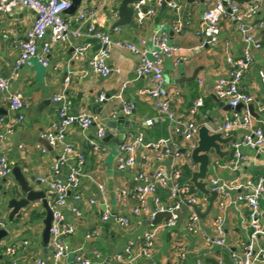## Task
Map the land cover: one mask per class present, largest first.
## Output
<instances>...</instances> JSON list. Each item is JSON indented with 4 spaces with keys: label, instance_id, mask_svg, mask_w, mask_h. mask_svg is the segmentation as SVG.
<instances>
[{
    "label": "crops",
    "instance_id": "1",
    "mask_svg": "<svg viewBox=\"0 0 264 264\" xmlns=\"http://www.w3.org/2000/svg\"><path fill=\"white\" fill-rule=\"evenodd\" d=\"M252 1L235 0L241 9H245ZM121 2L122 0H82L77 12L85 6L95 9L93 21L81 27L74 20V14H68V18L71 20V29L81 28L84 36L71 37L67 43L53 45L48 67L34 58L31 65L22 67L16 73L14 68L19 57L18 42L32 28L36 15L32 10L17 8L10 14L0 16V77L11 78V92L21 93L28 103L18 113L10 108L7 97L0 94V155L8 158L12 171L18 167L27 179L35 177L40 184L31 182V186L35 191L46 194L49 206L53 203L54 196L42 179L48 177L65 180L70 173L69 166L78 163L74 159L56 174L53 165L61 148L46 145L42 134L50 131L58 120L59 105L54 97L63 93L65 81L70 77L67 93L71 112L75 114L85 108L98 121L86 131L75 125L69 129L66 137L67 142L85 157V162L79 167L81 199L75 200V194L71 193L68 206L64 209L66 222L72 224L75 230L72 235L64 238L69 253L60 264H80L77 256L90 260L91 264H178L177 250L180 248L185 253L182 264H235L232 254L244 251L251 231L249 209L244 202L237 200L238 191H230L223 204L218 196L213 209L200 217L199 225L193 231L188 228L191 209L187 207L182 221L179 216L175 226L159 229L156 245L149 251V256L142 254L144 236L167 222L164 219L157 226L150 224L151 214L155 211V197L159 196L165 205H170L172 200L168 189L159 187L156 194L147 197L146 210L139 214H135L134 210L139 205L136 192L141 185L137 181L140 172L153 177L160 170L167 173L179 171L180 175L184 167L189 170L195 167L197 170V166L189 158L178 154V150L186 147L182 136L185 124L193 120L200 127L206 125L217 131L218 127L224 125L225 118L232 115V107L227 101L215 98L213 90L220 79L229 75L227 58L242 57L247 44L229 15L221 19L219 31L214 38L198 35L206 9L205 0H171L167 4L165 0H147V7L155 9L153 15L146 17L141 23L134 17L131 25L114 27ZM172 5H177L178 9H173ZM263 20L264 0H261L260 10L251 22L259 23ZM91 24L95 29L89 32ZM162 27L168 33L171 43L184 49L183 55L188 59L178 66L174 61L166 59L163 65L169 104L176 116L175 121L162 116L151 100L140 96V91L150 86L151 81L149 76H138V56L123 48H113L109 59L112 72L106 78L94 74L89 65L90 58L101 49V42L95 37V31L109 34L114 41L122 40L138 46H142L141 41L145 39V47L153 50V37ZM254 35L261 47H253L252 67L244 75L240 89L253 95L264 105V31L256 29ZM48 37L47 35L45 40ZM85 44L90 45L86 57L71 62L74 50ZM125 83L127 86L124 88ZM102 93L107 95V100L95 103V99ZM200 98L204 100V106L194 117H190V108ZM126 103H135L136 112L125 115L123 108ZM137 105L142 107L139 109ZM253 107L259 116L255 119L256 123L264 129V112ZM99 108H103L111 120H117L124 114L128 121L136 123L135 128L129 132L128 141L139 135H142L145 144L167 139L170 153L147 151L140 147L136 151V168L120 170L118 161L122 154L121 146L114 141L103 142V149L95 153L90 144L91 140L97 138L98 126H104L109 131L102 115L98 113ZM147 109L156 113L155 119L147 117ZM238 111L244 114L249 110L242 106ZM20 114L24 116L21 121ZM148 121L152 124L149 125ZM247 133V130L236 127L228 135L224 134V137H233L234 140L221 145L223 151H229V155L223 159L214 153L210 154L208 183L213 177L227 184L239 177L243 180L264 179L263 149L242 147L241 153L246 159L241 161L240 169L233 172L226 167L233 159L234 143L239 142ZM118 135L117 131H113L114 139ZM43 148L46 153L42 152ZM173 150L176 151L174 156L171 155ZM145 153L147 159L143 160L142 155ZM190 178L186 180L194 188L189 182ZM17 184L13 172L0 181V230L8 231L7 236L0 241V264H35L38 260L53 264L51 237L47 245L43 239L47 212L42 202H36L13 219L10 218V193ZM122 191H126L125 197L122 196ZM199 195L201 203L198 208L205 214L210 196ZM260 202L264 213V194ZM74 208L78 209L79 215L73 212ZM107 213L109 217L105 220ZM120 217L127 218L129 225L123 226L118 220ZM218 221L222 223L224 246L212 242L218 237ZM130 243L134 244L133 258H136L131 263L125 255ZM9 248L15 249L14 255L8 252ZM256 250L263 251L260 254V264H264V237L257 241ZM94 252L99 256L96 257ZM119 255L124 258L119 259Z\"/></svg>",
    "mask_w": 264,
    "mask_h": 264
},
{
    "label": "built area",
    "instance_id": "2",
    "mask_svg": "<svg viewBox=\"0 0 264 264\" xmlns=\"http://www.w3.org/2000/svg\"><path fill=\"white\" fill-rule=\"evenodd\" d=\"M94 1V0H90ZM261 0H253L245 9L235 2V0H205L206 9L203 12L201 24L198 30V35H209L213 38L219 31L220 21L223 17L229 15L232 21L236 24L238 30L243 35L244 42L247 44L242 57H228L227 63L229 66V75L222 78L216 84L213 95L219 100L227 101L232 107L233 113L225 118L224 125L218 127L216 132H221L228 135L234 128H243L248 133L233 145V159L226 167L237 172L240 169L241 161L246 159L241 153L242 147H248L254 150H264V129L258 125L255 118L252 117L249 111L241 113L238 111L239 106H245L247 109L250 105L256 106L258 111L264 112V105L253 95L247 94L240 89V83L244 75L251 69L253 63L252 49L260 48L261 44L257 42L254 32L256 29L264 31V20L259 23L251 22L260 10ZM71 0H0V16L10 14L17 8H25L32 10L36 17L32 28L27 32L26 37L18 42L19 57L15 63L14 72L16 73L22 67L32 64V60L36 58L43 66H49V56L51 49L55 44L67 43L71 37L84 36L81 28L71 29V20L68 18V10L71 8ZM173 9H178L177 5H172ZM136 21L143 22L146 17L155 13V9L147 7V0H142L133 4ZM96 15V10L83 7L74 14V20L81 24V27L90 21L92 22ZM94 25L91 24L89 32L94 31ZM49 36L47 40L46 36ZM95 37L101 42V49L94 54L89 65L92 72L100 77L106 78L112 72L109 66V59L113 48H123L134 55L138 56L139 62L137 65L138 76H149L150 86L140 91V96L152 101L154 108L159 111L162 116H167L170 121H175L176 116L173 114L169 104V91L166 87V78L164 74V61L170 59L175 65H181L187 62L188 59L183 55L184 49L171 43L168 33L162 27L153 37L154 49L148 50L145 47L146 40L143 39L142 46L134 43L124 42L122 40H113L109 34L101 31H95ZM89 44L80 45L75 50L71 57V62H77L84 59L87 55ZM119 72V70H117ZM264 82V73H262ZM11 78L0 77V94L5 95L9 101L10 108L18 113H21L27 106V101L21 93H12L10 89ZM70 85V77L65 81V89L63 93L54 97V101L58 103V120L54 122L52 129L42 134V138L48 141L52 147H60L61 152L53 165V171L58 174L62 167L67 166L72 160H77V165L69 166L70 173L64 179L56 178L42 179L50 193L54 196L53 203L50 204L53 213V222L51 226V241L50 247L53 251L54 263L60 264V261L69 253L68 247L64 242V238L74 233V226L67 223L64 217V209L68 206V200L71 193H74L75 200L79 201V185L81 172L79 167L85 162V157L77 151L74 145L67 142L66 137L71 127L77 125L83 131L88 130L98 119L91 114L87 109L82 108L77 113L71 112V102L67 93ZM127 84H124V88ZM107 100V95L102 93L95 99V103H102ZM204 106V100L198 99L189 110L190 117H194L198 110ZM136 109L135 103H126L123 108L125 115H130ZM24 116L20 114L19 121L23 120ZM148 124H152L148 121ZM200 125L195 121L190 120L185 124V129L182 136L189 150H193L197 145V137ZM11 132V131H9ZM107 129L104 126H98V135L96 139L90 141L93 151L96 153L102 150L103 139L107 135ZM5 136H2L4 138ZM169 140L161 139L157 142L144 143L142 135L134 137L132 140L124 142L121 146V156L118 161L120 170L135 169L138 161L136 151L142 147L147 151H156L158 153H170ZM46 153V149H42ZM147 153L142 155V159H147ZM193 167L191 171H195ZM12 172V164L6 156L0 155V181L8 177ZM137 181L141 185L137 188L136 196L139 202L138 207L134 210L135 214H139L146 210V199L151 194H156L159 187L168 189L172 203L165 205L159 196L155 197V211L151 214L153 220L158 213H170L171 217L167 222L154 228L146 233L143 240L142 254L150 255L156 245L158 231L162 227H173L179 220V213L184 207H189L190 216L188 228L190 231L195 230L199 225L200 215L195 210L199 207L201 198L199 192L190 184H182L180 182V172L167 173L160 170L153 177L147 176L140 172ZM209 189L217 192L222 204L229 197L230 191H238L237 200L244 202L249 209L248 222L251 228L248 241L242 253H233L232 259L235 264H260V254L263 251L256 250L257 241L264 237V213L261 209V198L264 194V179L254 180L252 178L243 180L237 178L230 184L223 183L219 178H211L209 180ZM1 194V187H0ZM126 191H122V196L125 197ZM94 203V201H91ZM76 215H79L77 208L73 209ZM108 213L104 219H108ZM119 222L123 226L129 225V220L125 217H120ZM218 237L212 242L218 246H224V232L221 228V221H218ZM133 243H130L125 251L129 262L135 261L133 258ZM178 264H182L185 260L183 249L177 250ZM8 252L15 254L14 248H9ZM95 256L99 254L94 252ZM123 255H119V259H123ZM80 264H91V261L84 259L82 256L76 257ZM35 264H46L43 260L36 261Z\"/></svg>",
    "mask_w": 264,
    "mask_h": 264
},
{
    "label": "water",
    "instance_id": "3",
    "mask_svg": "<svg viewBox=\"0 0 264 264\" xmlns=\"http://www.w3.org/2000/svg\"><path fill=\"white\" fill-rule=\"evenodd\" d=\"M139 1L142 0H122L118 7V19L114 23V27L127 26L132 24L135 17L133 4ZM170 1L171 0H165V4ZM71 2V8L68 10L67 13L75 14L78 10V7L81 5L82 0H71ZM137 107L140 109L142 105H137ZM241 107L242 106H239L237 109H240ZM248 110L253 118L258 119L259 116L255 113L253 105H250L248 107ZM135 112L136 111H133V113ZM98 113L102 115L104 123L106 124V127L109 130L106 137L103 139V142L114 141L117 145L122 146V144L128 139L130 130H133L135 128L136 123L128 121V119L125 118L122 112V116H120V118H118L117 120L109 119L107 112L103 108H99ZM145 113L149 119L156 118V113L151 109L145 110ZM113 131L118 132L119 135L117 139H114ZM233 140V137H224L223 133L216 132L213 129L207 127L206 125H203L199 128L198 131L196 148L190 151L188 146L186 145L185 148L178 150V154L184 155L185 157L189 158V160L197 166V170L192 172L189 182L199 193L210 196L209 207L205 214H202L199 208L195 207V210L200 215V217H203L208 214L213 209L214 203L218 199V193L213 192L209 189V183L207 181L208 175L211 170L210 154L214 153V155L218 156L220 159H223L224 156L229 155V151H223L221 145L228 142H232ZM45 144L49 145L48 141L45 140ZM175 153L176 151L174 152L173 150L171 155L174 156ZM12 172L18 184L17 187L13 188L10 193L11 200L9 203V207L12 209L10 218L13 219L23 209H26L32 204L41 201L43 208L47 212L46 218L44 220L45 228L43 233L44 243L45 245H47L51 237L50 230L53 222V213L46 199V194L42 191H35L33 186H31V182L40 184V182L37 181L35 177L27 179V177L22 173L21 169L18 167L14 168ZM186 211L187 207H184L183 212L179 213L181 221L184 217V214H186ZM170 217V213H158L156 217L152 221H150V224L152 226H157L164 219H169ZM7 234V230L1 229L0 241L4 237H6Z\"/></svg>",
    "mask_w": 264,
    "mask_h": 264
},
{
    "label": "trees",
    "instance_id": "4",
    "mask_svg": "<svg viewBox=\"0 0 264 264\" xmlns=\"http://www.w3.org/2000/svg\"><path fill=\"white\" fill-rule=\"evenodd\" d=\"M191 174L192 171L184 167V169L182 170V174L180 175V182L182 184H187L188 183L187 180L190 178Z\"/></svg>",
    "mask_w": 264,
    "mask_h": 264
}]
</instances>
